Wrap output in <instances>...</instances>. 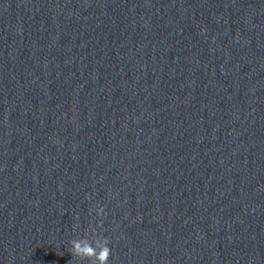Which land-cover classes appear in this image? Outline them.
Wrapping results in <instances>:
<instances>
[{"label": "clouds", "instance_id": "9594fccd", "mask_svg": "<svg viewBox=\"0 0 264 264\" xmlns=\"http://www.w3.org/2000/svg\"><path fill=\"white\" fill-rule=\"evenodd\" d=\"M96 215L102 217L105 215L104 207L96 208ZM99 226V225H97ZM92 239H89V230H85L83 238L71 239L69 243V252L72 257L80 260H87L88 264H109L111 256V249L108 246L110 241L107 237L96 232L94 228H91ZM60 255L59 253H57ZM71 264V261L68 262Z\"/></svg>", "mask_w": 264, "mask_h": 264}]
</instances>
